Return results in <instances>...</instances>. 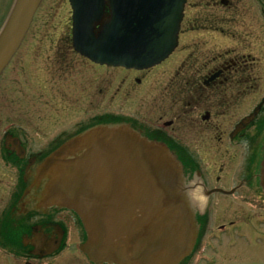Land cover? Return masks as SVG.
I'll use <instances>...</instances> for the list:
<instances>
[{
    "label": "flooded vegetation",
    "instance_id": "1",
    "mask_svg": "<svg viewBox=\"0 0 264 264\" xmlns=\"http://www.w3.org/2000/svg\"><path fill=\"white\" fill-rule=\"evenodd\" d=\"M255 24L264 27V0H186L178 31V46L181 38L185 39L182 68H158L164 62L141 70L101 66L103 85L96 92L89 81L80 91L76 82V94L63 86L58 88L57 94L61 99L70 97V103L59 104L54 110L74 113L76 118L53 133L41 130V113L36 117L38 122L23 125L17 122L19 112L14 108L3 112L0 106V264H118L94 261L82 250L89 235L74 211L42 204L48 177L41 178V162L95 124L122 125L147 141L163 145L182 168L184 199L202 230L185 264H220V247L225 244L231 252L239 250L242 243L247 247L260 244L261 233L253 240L255 233L251 231L247 240L242 226L249 229L251 222L252 227L262 229V210L248 213L243 217L246 219L211 223L213 204L220 197L241 194L242 206L264 208L259 183L264 157V97L255 102L254 68L260 67L252 56L253 52L264 56V46L250 50L254 34V40L261 38L254 33ZM222 41L233 44L223 49ZM112 70L117 73L108 84ZM94 95H110L108 98L125 102L133 99L136 111L106 108L94 112L88 107L80 114L75 112L77 101L72 106L73 97L84 100ZM25 117L29 120L27 114ZM228 117L233 118L229 130L221 126V120ZM200 148L219 154L246 152L243 169L233 176L237 183L229 189L212 185L220 177L209 175L205 168L208 162L197 154Z\"/></svg>",
    "mask_w": 264,
    "mask_h": 264
},
{
    "label": "water",
    "instance_id": "2",
    "mask_svg": "<svg viewBox=\"0 0 264 264\" xmlns=\"http://www.w3.org/2000/svg\"><path fill=\"white\" fill-rule=\"evenodd\" d=\"M40 1H13L0 28V73L18 49ZM68 1L72 48L94 63L148 68L167 58L177 44L185 0ZM44 176L48 179L42 204L77 214L89 235L82 250L90 259L156 264L167 255L168 262L177 258V249L168 254L155 248L159 242L177 246L181 233L171 224L182 225L189 217L181 168L163 145L122 125H94L44 158ZM260 183L264 190V172ZM115 227L127 233L126 241L116 240Z\"/></svg>",
    "mask_w": 264,
    "mask_h": 264
},
{
    "label": "rangeland",
    "instance_id": "3",
    "mask_svg": "<svg viewBox=\"0 0 264 264\" xmlns=\"http://www.w3.org/2000/svg\"><path fill=\"white\" fill-rule=\"evenodd\" d=\"M12 3L13 0H0V23L4 20L6 14H8L7 12ZM194 12L196 13L197 11L195 10ZM70 16L71 10L67 0H42L16 55L0 76V106L3 108V112L5 110L9 112L14 108V112L20 113L17 122L23 125L38 122L36 117L41 113V130L48 133H53L55 130L73 122L76 118L74 113L54 110L59 104L63 106L64 103H70V97H66L65 95L61 99L60 94H57L58 88L63 86L65 90L76 94L78 92L74 89L76 82L80 83L76 86L79 91L84 86L85 81H89V85L93 88L94 92L103 85L99 77L100 70L98 69L102 67L84 62L79 55L70 51ZM254 30V33L258 34V36L261 35V38L258 37V40H254L257 37L254 34V37L250 41V50L260 45L264 46V27L261 29L255 24ZM184 41L185 39L182 37L177 50L158 68H170L171 71L172 69L175 71L176 68H182L180 64L183 62L182 46ZM232 44V41H222L220 43L223 49ZM252 56L256 58L259 64L258 67H260L254 68L258 88L255 95L256 102L260 97H264V70H262L264 67V56L255 52L252 53ZM112 72L110 73L108 84L111 83L113 76L117 73L116 70H112ZM105 75H107L106 72ZM68 87L73 88L70 90ZM110 95H112L111 92ZM110 95H107L105 98L94 95L93 98L84 100H82L84 97H78L76 100L73 97L72 106L77 101L75 112L78 114L88 109V107H92L94 112L106 108H120L129 112L136 111L133 99L125 102L123 100H114L111 97L108 98ZM151 96L153 98L152 94L148 95L149 98ZM22 98H24V101ZM25 114L28 115L29 120H25ZM232 120L233 118L230 119V117L222 119L221 126L229 130ZM204 150L200 148L197 154L201 155L208 162L205 168L209 171V175L211 177H220V181L218 183L212 181V185L224 187L225 189H229L232 185H235L237 180L233 176H236L243 169V160L246 158L247 153H239L237 151L232 153V151H227V153L219 154L214 152L209 153ZM180 183L182 186L185 184L183 181ZM200 198L204 197L200 196ZM240 198L241 194L238 197L228 196L218 198L213 204L215 211H213L211 223L214 225L228 218L246 219L248 213L260 210L264 212V208L259 207V205L252 208L242 206L239 201ZM248 224L249 229L242 226L243 231H246L244 234L247 240H249V234H252L251 231L255 233L253 240L258 236L257 234L261 233L263 244L261 242L255 247H247L242 243L239 250L232 252L227 249V244H225L220 247V264H264V227L258 229L252 227L251 222ZM235 244L239 245L238 242H235ZM175 260L172 262L174 263Z\"/></svg>",
    "mask_w": 264,
    "mask_h": 264
},
{
    "label": "bare ground",
    "instance_id": "4",
    "mask_svg": "<svg viewBox=\"0 0 264 264\" xmlns=\"http://www.w3.org/2000/svg\"><path fill=\"white\" fill-rule=\"evenodd\" d=\"M262 161H263L262 165H260V168H261L260 169V174L264 172V157H263ZM260 186H261V183H260ZM261 188H262V186H261ZM262 190H263V188H262ZM186 206H187V209H188V212H189V217H188L187 221L185 223H183L182 225H179L176 222H174V224H171V225H174L177 230H180L179 233H181V238H180V241L177 244V246L170 247L169 245L168 246L163 245V243H161V242H159L155 246L156 249H159L162 252H167L168 251V254L172 253L170 251H173V250H176V249L179 250V252H177V254H175V256L177 257L176 260L174 261V263L173 262H168L169 259H167V257H169V256L171 257V255H167L166 257H164L162 259H159L158 263H156V264H183V263L185 264L186 259H188L190 257V254L192 252L191 249L193 247L194 240H197V238L200 237V233L202 232V230H200V228H198L199 225H200V222H197V219H195L194 216L190 214L191 213L190 212L191 205H187L186 204ZM182 216H184V215H182ZM115 229L116 230L114 232H112V233H113V235H117L116 240H118L121 237H123L124 241H126L127 238L125 237V235L127 233L122 232L121 227L120 228L119 227H115ZM106 238H107V236H106ZM139 240L142 243H146L145 240H141V239H139Z\"/></svg>",
    "mask_w": 264,
    "mask_h": 264
}]
</instances>
